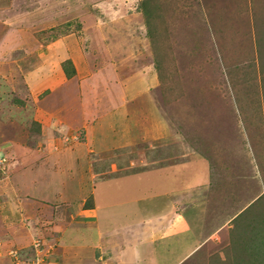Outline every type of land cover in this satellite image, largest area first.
I'll return each mask as SVG.
<instances>
[{"label":"rangeland","instance_id":"rangeland-1","mask_svg":"<svg viewBox=\"0 0 264 264\" xmlns=\"http://www.w3.org/2000/svg\"><path fill=\"white\" fill-rule=\"evenodd\" d=\"M141 1L0 0V137H14L20 127L41 132L42 124L33 117L37 104L54 113L66 91L92 84L89 90L95 93L99 85L94 80L103 76L110 82L104 88L110 98L101 100L109 106L117 101L125 113L94 122L95 127L102 124L104 139L119 147L94 168L125 174L192 161L200 168L190 170L185 186L191 187L172 182L180 191L154 199L147 194L135 211L148 206L161 214L172 199L187 203L192 231L203 239L181 264H264V14L244 19L240 10L239 18L238 10L225 11L226 0H154L151 41ZM61 45L65 48L58 50ZM70 52L79 56L78 64L73 62L76 75L69 80L63 74L69 81L61 80L58 68L72 61ZM44 64L51 69L42 78L47 84L37 89L34 82L30 91L25 78L39 79L34 71ZM132 87L142 91L133 105ZM123 120L125 136L117 133ZM57 123H51L52 132L43 124L50 137L41 143L44 154L32 171L41 164L49 171L51 155L59 157L83 133L81 127ZM21 141L32 147L31 137ZM99 141L94 140L102 148L105 143ZM1 149L0 175L10 174V157ZM27 149L20 148V156ZM199 174L205 183L196 178ZM153 179L128 186L150 189L156 186ZM31 221L54 239V223ZM41 237L37 232L32 244L40 262L56 247L55 242H50L53 248L45 246L47 237ZM12 249L11 258L23 264L24 250Z\"/></svg>","mask_w":264,"mask_h":264},{"label":"crops","instance_id":"crops-1","mask_svg":"<svg viewBox=\"0 0 264 264\" xmlns=\"http://www.w3.org/2000/svg\"><path fill=\"white\" fill-rule=\"evenodd\" d=\"M218 1L220 2L215 0V3ZM226 3L228 7L225 11L232 10L235 13L238 10L239 18L240 10H244V19L245 15H250L251 19L253 17L258 19V16L264 14V0H253V4L252 0H226ZM253 8L256 11L254 15L250 13V9ZM63 47L61 45L58 50ZM72 52H70L71 60L78 64L79 56ZM77 64L74 66L77 67ZM58 69L61 71L58 72L59 79L66 80L67 78H62L63 69ZM48 70L51 72L49 66L44 64L34 71L39 74V79L34 77L35 81H32L30 78H25L24 81L30 91L34 82L37 89H41L42 84L44 86L47 84L42 78H46L44 72H49ZM94 83L99 85L95 93L89 90L92 84L86 87L79 84L77 86L79 88L81 86V90L66 91L63 103L58 104L60 109L54 110V113L49 111L53 115H48L49 112L37 104L36 114L33 113V117L35 116L34 120L42 124L41 132L39 128L30 131L20 127L16 131V136L0 137L1 150L10 157L11 161L10 174L0 175V264H20L17 259L10 256V252L14 251L12 248L15 247L24 250L23 256L21 255L23 264H177L176 261L181 264L196 250L200 240L203 239L192 231L191 223L185 214L187 203L178 204L172 199L168 210L161 214L154 212L148 206L135 211L138 201L140 203L142 199L144 201L148 199L147 194L151 195L152 199L162 195H174L175 192L180 191L175 186L180 182L183 189L191 187V185L185 186L191 175L190 170L197 171L200 166H192L193 163L189 160L167 167L160 166L152 170L125 174H118L114 169L106 171L102 170L103 168H94L96 164L101 163L100 160L106 162L114 148H119L115 142H110L111 138L110 141L104 139L105 137L100 134L103 130L102 124L95 127L94 122L96 120L101 122L107 117H116V115L122 118L125 113L122 108L117 107V101L109 106L108 102L101 100L104 96L109 97L106 94L107 90L104 91V88L109 86L108 79L103 76L97 77ZM135 87H132L134 92L131 91L133 92L131 105L141 97L138 94L142 93ZM97 98H100L99 101ZM91 99L95 100L94 104ZM47 101L51 103V97ZM40 103L43 105V100ZM113 105L117 107L114 108L116 112L112 109ZM100 110L102 116L99 115ZM17 112L20 111L15 113ZM52 120L72 130L81 127L83 133L79 140H73L75 143L72 146L64 147L58 154L59 157L51 155L53 161L49 160L52 166L49 171L42 164L38 166L39 169L32 171L31 168L35 166L37 158L44 154L41 143L50 137H46L43 124L47 123L48 127L50 126L47 131H51ZM124 121L118 124L123 128L119 127L120 131L117 133L125 136L128 125ZM54 127L56 128L55 125ZM109 135L112 137V133ZM30 137L32 147L25 146L21 139L29 141ZM99 138L105 143L102 148L94 142L95 139L99 141ZM38 145L40 149H35ZM99 145L102 146L101 143ZM20 148L30 149H27L28 153L24 152L25 155L20 156ZM49 163L47 162L46 165ZM17 168L23 170L13 173ZM151 176L157 181L155 187L146 188L149 192L140 187L134 189L128 186L129 184L134 186V182L137 185L143 178L150 181ZM161 178L164 179L162 183H160ZM196 178L203 180L204 183L207 179L201 174L196 175ZM172 182L176 184L173 185ZM4 194L5 199L1 197ZM86 203L89 205L86 206ZM54 209L57 210L56 215L52 212ZM137 212L140 214L137 215ZM35 218H41L43 223L46 221L50 224L54 223L55 228H58L51 234H55L54 239L44 236L37 223L33 224L34 227L31 226L30 221ZM37 232L42 234V237H47L45 242L43 241L45 246H52L50 242L56 244L54 253L46 254L41 262L36 260L39 250L32 247L33 242L38 239ZM30 249L35 250V254L33 251L29 252Z\"/></svg>","mask_w":264,"mask_h":264},{"label":"trees","instance_id":"trees-1","mask_svg":"<svg viewBox=\"0 0 264 264\" xmlns=\"http://www.w3.org/2000/svg\"><path fill=\"white\" fill-rule=\"evenodd\" d=\"M153 1L154 0H143L140 3V9L144 13L146 25L148 27L147 35L150 37L151 41H153L152 28H151V26L153 24L152 23V17H153V14L155 12V9L151 6ZM62 67H63L64 74L66 75V77L68 79H71L76 75V68L73 65L72 61H67V62L63 63ZM88 205H89V203H86V206H88ZM245 213H246V211L241 212L236 217V219H239L240 216H242Z\"/></svg>","mask_w":264,"mask_h":264},{"label":"built area","instance_id":"built-area-1","mask_svg":"<svg viewBox=\"0 0 264 264\" xmlns=\"http://www.w3.org/2000/svg\"><path fill=\"white\" fill-rule=\"evenodd\" d=\"M4 161H5V159L0 158V165L3 164ZM35 246L39 248V244L38 243Z\"/></svg>","mask_w":264,"mask_h":264}]
</instances>
